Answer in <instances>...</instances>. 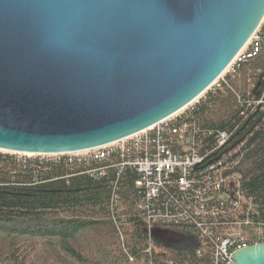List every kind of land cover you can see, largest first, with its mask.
I'll return each mask as SVG.
<instances>
[{
    "label": "water",
    "instance_id": "water-1",
    "mask_svg": "<svg viewBox=\"0 0 264 264\" xmlns=\"http://www.w3.org/2000/svg\"><path fill=\"white\" fill-rule=\"evenodd\" d=\"M263 19L264 0H0V150L141 132L204 93ZM229 264H264V243Z\"/></svg>",
    "mask_w": 264,
    "mask_h": 264
},
{
    "label": "built area",
    "instance_id": "built-area-1",
    "mask_svg": "<svg viewBox=\"0 0 264 264\" xmlns=\"http://www.w3.org/2000/svg\"><path fill=\"white\" fill-rule=\"evenodd\" d=\"M263 39L264 19L227 67L228 74H224L226 69L204 93L174 115L114 143L41 161L85 167L96 164L85 173L110 176L108 214L117 228L123 209L120 180L126 173L135 174L134 210L149 238L148 253L157 228L183 226L196 233L197 258L208 253L210 264H229L236 250L264 243L259 204L241 182L254 132L264 125V72L258 71L263 87L256 95L235 91L232 86L241 64L260 52ZM223 91L234 95L237 117L254 122L250 130L240 129L239 124L228 130L202 127L200 107Z\"/></svg>",
    "mask_w": 264,
    "mask_h": 264
},
{
    "label": "trees",
    "instance_id": "trees-1",
    "mask_svg": "<svg viewBox=\"0 0 264 264\" xmlns=\"http://www.w3.org/2000/svg\"><path fill=\"white\" fill-rule=\"evenodd\" d=\"M258 71L264 72V39L260 52L241 64L234 90L258 94ZM219 94L200 107L202 127L228 130L239 124L250 130L254 122L237 117L234 95ZM252 144L241 182L264 219V125ZM93 167L0 155V264H210L208 253L196 257V233L183 226L157 228L147 252L149 238L134 210L133 173L120 180L117 228L108 214L111 177L85 173Z\"/></svg>",
    "mask_w": 264,
    "mask_h": 264
},
{
    "label": "rangeland",
    "instance_id": "rangeland-1",
    "mask_svg": "<svg viewBox=\"0 0 264 264\" xmlns=\"http://www.w3.org/2000/svg\"><path fill=\"white\" fill-rule=\"evenodd\" d=\"M241 68V67H240ZM230 71V68L227 69V71L224 73L225 75L228 74L227 72ZM241 78V76H240ZM211 90H208V92H211ZM222 94H225V92L223 91ZM0 154H3V155H11V156H14L16 158H31V159H39V160H50L52 158H58L59 156H56V155H33V154H18V153H9V152H5V151H1ZM172 237H169L168 235L164 237V239H170ZM121 240V239H120ZM121 242L123 243V240H121ZM129 261L131 262L132 261V258H129Z\"/></svg>",
    "mask_w": 264,
    "mask_h": 264
},
{
    "label": "bare ground",
    "instance_id": "bare-ground-1",
    "mask_svg": "<svg viewBox=\"0 0 264 264\" xmlns=\"http://www.w3.org/2000/svg\"><path fill=\"white\" fill-rule=\"evenodd\" d=\"M1 151H3V150H1ZM6 152V151H5Z\"/></svg>",
    "mask_w": 264,
    "mask_h": 264
}]
</instances>
